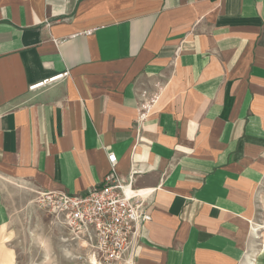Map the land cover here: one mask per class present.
<instances>
[{
	"label": "crops",
	"instance_id": "1",
	"mask_svg": "<svg viewBox=\"0 0 264 264\" xmlns=\"http://www.w3.org/2000/svg\"><path fill=\"white\" fill-rule=\"evenodd\" d=\"M112 154L130 264H264V0H0V242L6 185L82 195Z\"/></svg>",
	"mask_w": 264,
	"mask_h": 264
},
{
	"label": "built area",
	"instance_id": "2",
	"mask_svg": "<svg viewBox=\"0 0 264 264\" xmlns=\"http://www.w3.org/2000/svg\"><path fill=\"white\" fill-rule=\"evenodd\" d=\"M60 75L50 81L64 78ZM44 83L31 86L30 91ZM111 172L101 187L87 193L70 194L46 191L39 194L38 205L62 223L72 239L90 247L103 264H130L134 246L143 224L151 221L139 192L132 190L138 171L133 169L128 182L116 173L117 158L109 155Z\"/></svg>",
	"mask_w": 264,
	"mask_h": 264
},
{
	"label": "rangeland",
	"instance_id": "3",
	"mask_svg": "<svg viewBox=\"0 0 264 264\" xmlns=\"http://www.w3.org/2000/svg\"><path fill=\"white\" fill-rule=\"evenodd\" d=\"M5 187L11 221L0 248L12 251L7 264H103L90 247L74 241L54 215L39 207V195L27 199L24 188Z\"/></svg>",
	"mask_w": 264,
	"mask_h": 264
},
{
	"label": "bare ground",
	"instance_id": "4",
	"mask_svg": "<svg viewBox=\"0 0 264 264\" xmlns=\"http://www.w3.org/2000/svg\"><path fill=\"white\" fill-rule=\"evenodd\" d=\"M94 262H95V260H94Z\"/></svg>",
	"mask_w": 264,
	"mask_h": 264
}]
</instances>
